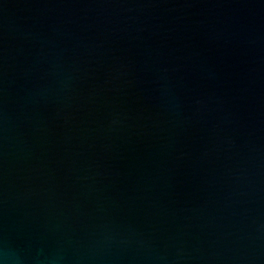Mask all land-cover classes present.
<instances>
[{"label":"water","instance_id":"water-1","mask_svg":"<svg viewBox=\"0 0 264 264\" xmlns=\"http://www.w3.org/2000/svg\"><path fill=\"white\" fill-rule=\"evenodd\" d=\"M0 264H264V0H0Z\"/></svg>","mask_w":264,"mask_h":264}]
</instances>
